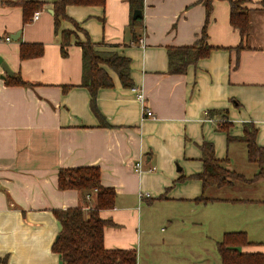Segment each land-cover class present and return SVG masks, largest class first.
I'll return each mask as SVG.
<instances>
[{"label":"crops","instance_id":"crops-1","mask_svg":"<svg viewBox=\"0 0 264 264\" xmlns=\"http://www.w3.org/2000/svg\"><path fill=\"white\" fill-rule=\"evenodd\" d=\"M24 1L43 6L26 13ZM54 1L0 0V57L28 83L9 86L0 78V258L63 264L53 250L61 229L54 211L82 206L89 215L95 204L94 191L58 186L59 169L78 166L99 167L102 184L115 189L114 207L100 211L115 223L105 228L104 244L135 249L138 264H221L218 242L229 231L247 233L253 243L244 252H264V176L256 177L260 167L241 140L245 125L253 124L264 147L262 0L245 3L244 43L231 25L229 1L213 0L207 25L213 49L185 73L169 72L168 48L201 37L206 0H145L136 38L129 0L67 6L98 50L131 59L134 86L156 115L147 117L132 89L105 66L115 86L98 91L96 109L106 123L82 85L77 41L85 34L69 20L56 29ZM63 30L76 31L67 55ZM24 44L29 54L40 45L42 53L23 57ZM0 74H8L1 64ZM204 143L214 145L228 169L254 180L204 188L196 177L204 169Z\"/></svg>","mask_w":264,"mask_h":264},{"label":"trees","instance_id":"trees-1","mask_svg":"<svg viewBox=\"0 0 264 264\" xmlns=\"http://www.w3.org/2000/svg\"><path fill=\"white\" fill-rule=\"evenodd\" d=\"M230 3L231 25L237 28L242 37V43L249 34V11L245 5L248 0H228ZM145 0H129L131 8L130 27L136 38V28L143 24V18L133 19L136 10H144ZM106 0H56L53 3L55 14V27L58 30L62 20L71 21L77 30L82 31L79 24L67 15L66 8L69 5H97L104 6ZM264 8V0L260 2ZM25 12H34L43 6L40 1L22 2ZM206 21L202 29L201 37L191 45L171 46L168 48L169 72L185 73L191 64H196L200 59L210 55L213 47L207 42V25L213 11V0H206ZM26 17L25 21H28ZM85 40L77 41L83 52V78L82 85L87 87L92 95V106L95 113L106 123L104 117L96 109V97L102 88L114 87L112 76L106 67L113 69L119 76L121 84L126 88L134 87L131 76V59L117 52L100 51L91 40L89 34L83 30ZM74 30L62 31V53L68 54ZM27 44L21 50L23 57L39 55L42 47L32 54L28 52ZM242 47V45H241ZM7 85L28 84L20 74L8 73L5 78ZM257 129L253 124L245 125V134L241 138L246 143L248 159L259 165L260 171L256 177L264 176V147L257 144ZM204 169L196 175L203 181L204 188L212 185L231 184L233 179L252 181L245 179L243 175L228 169L222 161L215 156L212 143L203 144ZM58 186L60 189H77L82 192H96L95 204L85 214L82 206L68 209H57L55 215L60 222L61 229L53 250L59 254L63 264H138V254L135 249H108L104 244V231L107 226L115 225L112 220L100 216L103 209L113 208L116 200V191L113 187L104 186L101 181V170L97 166H78L60 168L58 173ZM200 200H205L202 197ZM245 231H229L224 233L218 242V251L221 256V264H264V252H244L242 247L251 245ZM1 264H7L6 259L0 258Z\"/></svg>","mask_w":264,"mask_h":264},{"label":"built area","instance_id":"built-area-1","mask_svg":"<svg viewBox=\"0 0 264 264\" xmlns=\"http://www.w3.org/2000/svg\"><path fill=\"white\" fill-rule=\"evenodd\" d=\"M38 17H39V12H36L34 14V19H37ZM5 40L11 41L12 38L10 36H6ZM139 43H141V44L144 43L143 37L139 38ZM131 89L135 93L137 101H139V103H141L144 114L147 117L155 118V116H156L155 113L146 105V96H145L143 89L140 87H135V86L132 87ZM135 170L138 173H141L143 171V163L141 161H137L135 163ZM89 197H90V194H88V198Z\"/></svg>","mask_w":264,"mask_h":264},{"label":"water","instance_id":"water-1","mask_svg":"<svg viewBox=\"0 0 264 264\" xmlns=\"http://www.w3.org/2000/svg\"><path fill=\"white\" fill-rule=\"evenodd\" d=\"M138 18H143V11L142 10H136L133 13V19H138ZM0 64L2 65V67L4 68L5 72L7 73H12V71L10 70V68L7 66V64L3 61L2 57H0ZM6 75L5 74H0V78H5Z\"/></svg>","mask_w":264,"mask_h":264}]
</instances>
